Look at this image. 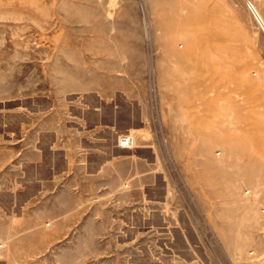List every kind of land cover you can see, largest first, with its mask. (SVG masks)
<instances>
[{"label": "rangeland", "instance_id": "1", "mask_svg": "<svg viewBox=\"0 0 264 264\" xmlns=\"http://www.w3.org/2000/svg\"><path fill=\"white\" fill-rule=\"evenodd\" d=\"M127 72L144 85L149 131L159 137L152 142L143 132L135 146L152 144L160 162L155 171L185 184L180 181V190L171 191L167 211L193 209L188 214L197 233H190V239L211 248L216 263L264 264V0H0L3 120L24 118L32 106L43 103L57 111L82 96L84 84L97 75ZM153 103L158 116L152 115ZM162 104L174 112L178 136H168L170 117L164 107L160 116ZM193 122L205 123L207 133L203 140L190 138L187 143L186 128ZM198 145L209 151L186 152L187 146ZM192 157L206 163L202 170L210 183L204 188L220 193H211L209 215L221 204L226 232L195 201L187 182L195 171L185 168ZM86 198L79 206L81 217L62 219L67 227L93 224L103 231L97 251L78 250L82 264H134L141 254L146 257L136 264H145L148 253L153 264H169L159 259L153 233L146 234L145 252L136 244L108 248L109 233L113 231L115 241L127 238L122 227L138 226L140 220L125 216L123 211L133 207L121 200ZM156 207L149 200L144 204L146 211ZM91 210L99 215L91 217ZM109 210L114 217L104 216ZM150 216L147 212L142 226L152 225ZM58 221L50 216L42 225L53 229ZM69 236L73 234L34 255V261L50 257L53 263L60 252L69 257Z\"/></svg>", "mask_w": 264, "mask_h": 264}, {"label": "crops", "instance_id": "2", "mask_svg": "<svg viewBox=\"0 0 264 264\" xmlns=\"http://www.w3.org/2000/svg\"><path fill=\"white\" fill-rule=\"evenodd\" d=\"M127 74L97 75L92 82L84 84L86 92L82 96L57 111H53L50 103L45 106L43 103L36 108L32 106L31 113H26L24 118L3 120L14 123V127L0 130V244L7 243L0 247V264H82L78 250L97 251L99 234L103 231L93 224L67 227L62 219L81 217L83 210L79 206L87 201V195L121 200L133 207L123 211L125 216H136L140 220H137L138 226L122 227L123 232L129 234L127 238L116 239V242L113 231L109 233L112 236L107 237L105 243L108 248L111 245L112 249H128L136 244L135 248L146 251V234L153 233L159 241V259L163 263L218 264L210 255L211 248L205 244L200 247L190 239V233H197L188 214L193 209L167 211L171 181L166 174L155 171L160 165L155 147L149 144L128 149L118 145L119 137L129 132H134L139 141L143 132L151 135L152 142L159 139L149 131L147 124L144 85ZM163 107V104L159 107L162 117L164 108L168 112ZM168 113V136H178L180 130L174 128L177 126L174 112L169 110ZM206 133L205 123L201 126L191 123L185 132L187 143L190 138L203 140ZM208 151L209 147L204 145L186 149L192 155ZM175 159L183 168L180 158L175 156ZM205 164L193 157L192 161H186L185 168L195 171L187 177V182L206 217H212L213 225L226 232L225 222L220 221L225 213L221 204L209 215L212 192L204 188L210 183L202 170ZM147 200L157 207L146 211ZM90 212L94 213L91 217L99 215V210ZM147 212L152 225L142 226ZM50 216L59 219L53 229L42 225ZM104 216L114 217L110 210ZM68 234H73L69 236L68 250H72L69 257L60 252L53 263L50 257L42 258L41 263L34 261V255L44 254L51 243L66 239ZM144 257L146 255L141 254L133 263ZM148 257L144 263L153 264L149 253Z\"/></svg>", "mask_w": 264, "mask_h": 264}, {"label": "built area", "instance_id": "3", "mask_svg": "<svg viewBox=\"0 0 264 264\" xmlns=\"http://www.w3.org/2000/svg\"><path fill=\"white\" fill-rule=\"evenodd\" d=\"M249 7H250V4H249ZM251 8V7H250ZM155 105H157V102L155 101ZM155 105H154V103H153V109H154V113L152 114V115H157L158 116V106L156 107V109L154 108L155 107ZM157 113V114H156ZM156 117L154 116V119H155ZM136 137H135V135L133 134V133H131V132H129V133H125V134H122L120 137H119V141H118V145L120 146V147H122V148H128V149H130V148H133V147H135V142H136ZM171 179H173L172 181H171V191H174L175 193H177L176 192V190H180L179 189V183H180V181L183 183L184 181H183V179H180V180H178V179H176V177H171ZM184 184V183H183ZM185 185V184H184Z\"/></svg>", "mask_w": 264, "mask_h": 264}, {"label": "flooded vegetation", "instance_id": "4", "mask_svg": "<svg viewBox=\"0 0 264 264\" xmlns=\"http://www.w3.org/2000/svg\"><path fill=\"white\" fill-rule=\"evenodd\" d=\"M1 117L2 116H0V130H4L5 128L14 127V123L12 124V123L3 121V119ZM5 120H7V119L5 118Z\"/></svg>", "mask_w": 264, "mask_h": 264}, {"label": "bare ground", "instance_id": "5", "mask_svg": "<svg viewBox=\"0 0 264 264\" xmlns=\"http://www.w3.org/2000/svg\"><path fill=\"white\" fill-rule=\"evenodd\" d=\"M250 7H251V9L253 10V12L255 13V15L257 16V18H258V20H259V23H261V25H262V22H261V20H260V18H259V16H258V12L256 11V8L254 7V5H252V4H250ZM257 12V13H256ZM132 133V132H131ZM136 137V136H135Z\"/></svg>", "mask_w": 264, "mask_h": 264}]
</instances>
